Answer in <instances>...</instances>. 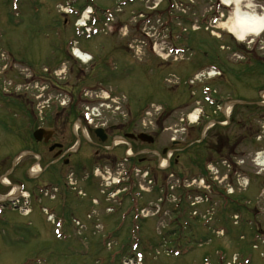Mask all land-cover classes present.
Returning a JSON list of instances; mask_svg holds the SVG:
<instances>
[{
  "label": "rangeland",
  "instance_id": "1",
  "mask_svg": "<svg viewBox=\"0 0 264 264\" xmlns=\"http://www.w3.org/2000/svg\"><path fill=\"white\" fill-rule=\"evenodd\" d=\"M65 1L0 0V156L24 139L32 151L34 142L28 140L34 132L28 121L33 119L32 112L40 114L56 98L52 85L60 86L55 89L61 92L62 86L74 84V93L80 89L111 93L116 106L109 114L104 112L105 123L112 124L116 117L122 120L117 106L130 105L140 113L137 121L142 130L138 131L155 138L160 151L168 150L172 158L160 167L153 162L150 170L137 168L144 172L142 176L139 173L138 178L122 181L116 199L110 197L113 187H109L115 179H122L121 171L129 169L128 165L116 167L111 177L94 180L81 174L61 180L46 170L35 180L39 188L30 200L29 216L9 209L0 213V264L40 260L45 261L41 264H221V257L226 259L224 264L245 260L264 264V167L257 166L258 154L264 153V108L256 106L264 97V33L254 55H249L247 47L254 36L240 44L224 27L232 10L223 9L216 15V0H163L161 4L159 0H136L134 4H127L128 0H73L75 9L91 5L96 11L93 18L98 34L86 39L75 28L77 17L66 15ZM170 4H174L172 13L176 10L173 15L181 17L165 29L168 14L159 19L152 12L157 7L169 11ZM252 7L251 11L264 15V0H253ZM214 14L224 20L216 19L220 22L210 25ZM148 16L150 22L141 25ZM144 28L155 37L141 36ZM74 42L81 52L93 56L86 68L69 55ZM168 46L187 50L174 58L167 55ZM210 64L221 67L224 75L207 80L210 71L205 68ZM72 73L77 75L75 80L70 78ZM33 78L40 81L41 88ZM204 86L215 100L240 98L245 102L230 109L227 122H222L228 127L210 129L204 122L199 137L205 145H198L185 140L191 126L181 121L201 108L198 103ZM145 107L148 109L142 114ZM161 107L167 108L161 111ZM21 110H25L23 114ZM217 132L229 141L228 163H224L223 153V162L219 161L214 150ZM173 139L184 143L174 147ZM27 147L20 144L19 151ZM178 153L183 155L178 158ZM10 161L8 158L5 170ZM105 169L111 173L113 168ZM146 171L150 176L144 179ZM18 180L30 185L21 175ZM51 214L63 222L66 238L56 236L55 225L48 218ZM177 251L180 256H175ZM138 252L144 255L142 262Z\"/></svg>",
  "mask_w": 264,
  "mask_h": 264
},
{
  "label": "flooded vegetation",
  "instance_id": "2",
  "mask_svg": "<svg viewBox=\"0 0 264 264\" xmlns=\"http://www.w3.org/2000/svg\"><path fill=\"white\" fill-rule=\"evenodd\" d=\"M72 75L73 76H70V78H74L75 80L77 75L74 73H72ZM54 87L57 89L61 88L57 84H55ZM74 90V84L62 86L61 92L58 91V96L62 97V91L69 93V95L72 96L71 104L60 110H48V114L45 116L47 119L42 118L36 111L32 112L31 117L33 119L31 121L29 118L28 121L33 124L34 131L42 129L46 130L47 133L43 135L40 142H36L32 138L34 142L32 156L23 160V163L26 164L28 168L37 164L41 168L47 167L48 170H52V176L61 180L65 175H67L68 178H74V176L80 174L85 179L94 180L92 177H98L99 170H103V168H107V166L113 168V170H115L116 167L119 168L125 165H128L129 168L138 167L148 170L152 168L151 165L153 162L159 166L160 158L164 150L160 151L161 148L157 146L155 138L153 142H150L148 141L149 139L145 137L147 134L144 131H138L139 129L142 130V123L137 121L135 110H132L130 105L126 106L122 103L123 110L120 111L122 120L116 117L112 124H108L105 123L104 119H97L96 121L97 123L100 122V125H98L99 123H95L93 126H87L82 114L77 108L75 109V105L79 100ZM83 99L84 100L81 102L85 103L87 100H85V98ZM146 109L148 108L145 107V109L141 110V113L144 114ZM148 111H150V109ZM49 112H51L50 115ZM25 115H27V113ZM221 119H223V121H220ZM215 120V123L210 129H214L217 126H220V128L228 127V125L223 124L227 122V117L223 114L217 116ZM38 121L41 126L36 127ZM202 130H204V128L190 127L189 130L186 131L185 140L194 141V143L198 145H205L204 140H200L199 137L201 136ZM195 135L199 138L195 139ZM143 138L146 142L148 141L150 143L148 144L143 141ZM183 142L184 140L182 139V141H176L171 144L174 147H178ZM227 142L221 139V134L219 132L216 133L213 143L216 145L214 150H216L219 155L223 153L225 158L228 156V152L226 153ZM153 146H157V148L153 149ZM180 155L178 153V158H180ZM176 164H178V160H176ZM23 169L22 167L20 171L22 172ZM2 171L5 173L1 174ZM6 173L7 170L4 169L3 163L0 162V178ZM15 173L16 169H14L12 175ZM0 194L2 196L7 194L1 184Z\"/></svg>",
  "mask_w": 264,
  "mask_h": 264
},
{
  "label": "bare ground",
  "instance_id": "3",
  "mask_svg": "<svg viewBox=\"0 0 264 264\" xmlns=\"http://www.w3.org/2000/svg\"><path fill=\"white\" fill-rule=\"evenodd\" d=\"M222 1L227 6H232L231 4L233 2V6L235 7V13L232 16L230 22L226 25L224 24V27L230 34L235 36L239 40V42L244 43L249 37H257L264 31V16L258 15L255 11H251L253 10V0ZM243 5H246L247 7H244ZM248 9L250 12H247ZM75 54H77V56L80 57L82 62H84L85 64L90 60L88 55H84L78 51H75ZM208 75L213 76L214 73ZM191 116L193 121H195L196 115L192 114ZM257 165L260 168L264 167V157L260 154H258L257 156ZM35 172L37 173V170Z\"/></svg>",
  "mask_w": 264,
  "mask_h": 264
},
{
  "label": "water",
  "instance_id": "4",
  "mask_svg": "<svg viewBox=\"0 0 264 264\" xmlns=\"http://www.w3.org/2000/svg\"><path fill=\"white\" fill-rule=\"evenodd\" d=\"M40 134H42V132H38V133H36V136H38V135H40ZM40 139V138H39Z\"/></svg>",
  "mask_w": 264,
  "mask_h": 264
}]
</instances>
